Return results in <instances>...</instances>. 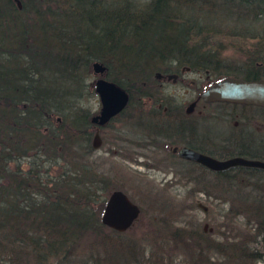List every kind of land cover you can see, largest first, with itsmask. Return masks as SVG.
I'll return each mask as SVG.
<instances>
[{"label": "trees", "instance_id": "1", "mask_svg": "<svg viewBox=\"0 0 264 264\" xmlns=\"http://www.w3.org/2000/svg\"><path fill=\"white\" fill-rule=\"evenodd\" d=\"M21 1L22 6L18 8L15 0H0V264H212V258L204 251V247L209 248L204 232L195 234L175 230L167 235L157 232L154 236L160 239L156 242L155 252L151 251V254H146L144 247L142 251L141 245L133 237L135 230L117 232L109 228L114 236L103 234L104 225L99 215L105 198L95 200L94 186L102 180L96 179L98 174L95 168L77 160L71 162L74 165L80 162V165L72 167L73 173L66 168L45 178L39 170L29 168L25 171L19 163H14L13 167L11 164L15 154L25 153L27 145L24 142L18 149L21 145L16 144L13 149L7 137L9 133L4 130V127L15 126L19 140L37 136L42 128L43 131L49 130L42 134L49 139L54 138L53 143L57 142V138L61 142H71L76 138L87 141L94 126L90 121L91 115L87 109L76 105L75 97L71 95L75 91V81L78 84L76 88L81 84L79 74L71 71L77 65L78 53L98 59L106 66L104 77L128 92L127 105L133 94L140 91L134 86L136 80L140 86H156L158 81L153 71H167L172 68V63L174 68L197 63L202 65L197 69L205 71L208 68L205 64L209 61L203 57L209 54L201 48L206 43L196 41L190 32L191 26L198 23L176 15L179 6H191V2L146 0L142 7H138L140 0H118L117 7L108 11L95 7L97 0ZM245 1L239 2V5L252 11L258 8L259 12L264 13V0H252V5L263 6L257 8ZM77 9L85 13V19L98 29V34L93 39L89 38L87 42H91L87 44L71 47L77 43L76 40L89 35L88 30H92L88 22L87 25L80 24L81 17L75 14ZM10 24L21 29L20 33L25 36L18 39L20 49L29 56L30 63L25 66L16 64L8 55L1 53L2 46L9 44V37L13 45L16 42V38L7 31ZM29 30L31 33L35 31L41 41H46V45L55 43L57 48L62 47L61 52L59 48L55 52H39L36 48L37 36H34L35 41L29 40L32 39ZM48 31L53 32L59 40L55 36L56 41L53 40L52 33ZM35 57L42 59L39 66ZM211 60L212 68H221L219 60ZM111 64L132 79L129 78L127 83L125 78L111 75ZM159 64L167 65L162 68ZM145 66L150 69L146 75L141 72ZM49 69L56 75L46 76L44 85L43 76L39 81L35 75L48 73L46 71ZM224 71L226 69L210 72L216 78ZM67 105L74 106L77 113L71 119L62 116V111L69 108ZM55 114L61 115L60 121L55 123L56 129H52L56 131V136L48 128ZM49 139L46 140L50 142ZM231 171L245 175L246 180H253L250 183L253 185L258 183L257 177L264 176V173L253 168L239 166L223 172H209V184H229L233 180L228 178ZM253 188L238 196L243 203L231 201L230 204L245 209L246 216L255 219L252 228L254 235L242 237L252 242L254 249L245 253L240 251L242 256H230L239 264L262 260L258 249H264V190ZM91 236L99 238L90 242V247L83 245V240ZM136 236L140 237L138 234ZM251 236H254L253 239ZM80 244L79 248L87 249V259L73 258V249ZM246 244H240V248L244 250ZM95 245L102 249L94 248ZM105 245L108 249L104 250ZM177 246L186 251L189 260H176ZM193 251L195 256L191 257Z\"/></svg>", "mask_w": 264, "mask_h": 264}, {"label": "rangeland", "instance_id": "2", "mask_svg": "<svg viewBox=\"0 0 264 264\" xmlns=\"http://www.w3.org/2000/svg\"><path fill=\"white\" fill-rule=\"evenodd\" d=\"M145 1L140 0L138 7H142V3ZM186 1L191 2L192 5L179 6L178 12L175 14L198 23L191 26V35L194 34L196 41L206 43V46L201 48V50L209 54L207 57H203L209 61V63L205 64L208 70H198L197 67H202V65L192 63L189 66L191 70L182 73L186 81L196 79L199 82L200 88L209 83L208 80L214 81L218 76L214 78V75L210 71L218 72L220 67L212 68L213 61L211 59H217L219 60L218 63L223 65L225 63L242 61L246 55L254 54L256 58L262 60L261 55L264 54V41L258 43V40L264 39V13L259 12L257 8L263 7L261 4L256 5L254 3V6L252 5L253 1L248 0L249 5H252L251 7L257 8V10L253 9L252 11L248 7L239 5V2L246 3L245 0ZM21 2L19 0V3H17L15 0L18 8H21L18 6V4L22 6ZM117 2L118 0H97L95 7L110 11L113 7H117ZM75 14H79L81 17L80 24L87 25L88 22L92 30H88L89 35L84 36L83 39L80 38L79 41L76 40L77 43H73L71 47H77V45L79 46L84 43L87 44L91 42H87L89 38L93 39L98 34V29L89 20L85 19L87 17L81 9H77ZM9 28L7 31L11 37L16 38V42L13 45L9 37V44L5 43V47L7 48L4 45L2 46L1 53H4L5 56L8 55L16 64L19 65L21 63L20 65L25 66L30 63L29 56L18 45L19 36H25L20 33L21 29L12 24L9 25ZM29 33L32 38L29 40H34V36H37L35 31L31 33L29 30ZM49 33H52L51 38L53 40H59V37L53 32ZM51 38H49L50 41L52 40ZM35 40L38 41L36 48H38L39 52H55L58 48L59 52H61L62 47L59 46L57 48L55 43H48L46 45V41H41L38 36ZM8 48H11L9 49L10 51L6 50ZM76 57L77 65L71 71L76 73V75L79 74L81 84L76 88L78 84L74 79L75 91L71 95L75 97L76 105L87 109L90 115H92L98 112L100 100L94 90V81L98 76L93 73L91 64L93 61L99 60L86 56L85 53H78ZM34 60L37 61V66L42 62L40 57H35ZM32 65H34L33 61ZM164 65L167 64H159V67L165 68ZM171 65L173 66L169 70L170 73L180 68L179 66L174 68L175 65L173 63ZM146 67L141 70L145 75L150 70ZM51 69L53 70V68ZM109 70L111 75L125 78V82L127 81V83L128 79L131 78L127 74L120 73L119 68L113 64L110 65ZM235 70L238 71L237 69ZM157 71L161 72V70L153 71V76ZM46 72L49 74L44 72L42 75H35V78H38L39 81L43 80L42 84L44 85H46V76L49 77L50 74L56 75V72L51 73L50 69ZM41 76H43L42 80H40ZM138 83V80H136L134 86L140 89V91L133 94L129 105L104 125L93 126L87 141L82 138H76V140L71 142H61L57 138V142L53 143L54 138L49 139L42 134L47 133L49 130L43 131L42 128V131H38L37 136L19 140V133L15 126L6 124L10 127H3L9 133L7 137L11 142V147L14 149V145L18 144L21 145L18 147L20 149L24 145V142L27 145L25 153L15 154L16 157L13 158L14 161L11 166L14 167V163H19L24 167L25 171L30 170L29 168L33 169L32 171L39 170L41 175L49 178L51 175L58 174L66 168L70 169V172L73 173L74 169L72 167L80 165V162H77L75 165L72 164L71 162L73 161L80 160L86 162L93 169L95 168L94 170L98 174L96 175V179L99 181L102 178L101 182H98L94 186L96 201L103 198L106 199L107 195L114 189H122L132 201L139 205L141 212L127 230L136 231L133 237L141 245L142 251L144 250L143 247L146 249V254L148 252L151 254V251L155 252L156 242L160 239L154 236L157 232L164 233V235L171 234L175 230L179 232H194L195 234L204 232V239L209 245V248L204 247V251L212 258V264H239L230 259V256L241 255L240 251L244 252L254 249L253 243L247 242L248 240L242 237L246 234L254 235L252 228L255 224V219L253 216H246L244 213L245 209L232 207L230 204L231 201L243 203L238 196H242L244 191L251 190V187L263 191L264 176L257 177L258 183L253 185L250 184L253 180H246L247 177L245 175L241 176L235 171H231L232 173L229 174L228 178H233V180L229 184L212 186L209 184L208 173H203L197 168L187 169L184 166L182 168L180 162L173 159H162L152 154L148 155L147 153L145 155V151L141 147V135H144V133H155L156 130L154 129L156 128H151L155 127L153 124L157 119L161 118L159 116L161 109L158 111L157 103L162 101L161 103L170 107L178 103L187 105L190 99L197 94V90L188 87L187 84L180 81L172 82V80L162 82L161 84L157 82L156 86H140ZM74 108L73 106L63 110L62 116L66 115L67 119H71L77 114ZM60 117V114L54 115L51 124L48 125L51 131H53L52 129H56L55 123L60 121ZM207 120L208 122L204 128H210L212 125L218 128V124L222 123V118L219 116ZM95 131L98 132L100 141L96 148L92 146ZM53 132L56 136V131ZM46 139H49L50 142ZM68 161L69 164H67ZM159 162L169 163L170 166L161 165L158 167L157 164ZM198 203L206 206L207 210L204 212ZM99 216H101V213ZM205 223L207 224L206 230H204ZM102 233L107 236H114L105 225L103 226ZM137 234L140 237L136 236ZM253 237L251 236V239ZM98 238L99 236L95 238L91 236L84 239L82 243L90 247V242H94L93 240H97ZM244 243L247 244L244 250H242L240 244ZM80 246L81 244L74 247L73 258H79L80 260L83 258L87 259V249L79 248ZM93 247L102 249V247L100 248L96 245ZM177 247L179 250H176V253H178L176 260L177 258H180L181 262L189 260L190 256L186 254V251L179 246ZM105 249H108L107 245H105ZM258 254L262 257V260L256 263L249 261L250 264H264V249H258ZM194 256L195 252L193 251L191 257Z\"/></svg>", "mask_w": 264, "mask_h": 264}, {"label": "flooded vegetation", "instance_id": "3", "mask_svg": "<svg viewBox=\"0 0 264 264\" xmlns=\"http://www.w3.org/2000/svg\"><path fill=\"white\" fill-rule=\"evenodd\" d=\"M264 39L258 40V43ZM261 59L254 54H249L242 61L236 63L221 64L220 69H226L215 79L236 77L243 80L264 81V54ZM179 70H174L177 77L169 78L167 71H161L156 80L161 84L172 80L187 84L188 87L197 90L187 105L175 104L174 106L157 103L160 119L153 124L151 129L155 133L141 135V147L148 155L152 154L162 159H170L180 162L187 169L197 168L203 173L223 172L234 167H250L253 170L264 173V168L243 165H234L221 170H212L204 164L184 158L179 155L182 148H189L209 155L216 159H227L240 156L249 159L264 161V106L253 103H240L229 101H203L197 98L199 93L215 81L208 80L204 87L199 86L196 79L186 81L182 73L191 70L189 66L181 65ZM237 69L238 71H236ZM162 81V82H161ZM219 116L222 123L218 128L213 125L204 128L207 119ZM217 126V125H216ZM203 127V128H202ZM97 132V131H95ZM161 162V161H160ZM157 164L170 166L169 163Z\"/></svg>", "mask_w": 264, "mask_h": 264}, {"label": "water", "instance_id": "4", "mask_svg": "<svg viewBox=\"0 0 264 264\" xmlns=\"http://www.w3.org/2000/svg\"><path fill=\"white\" fill-rule=\"evenodd\" d=\"M16 1L19 3V0ZM18 6L21 7L20 4ZM91 65L93 73L98 76L94 81V90L99 97L100 108L97 113L91 115L90 121L96 125H104L125 108L129 95L124 88L103 76L106 66L102 62L93 61ZM160 75H162L160 72H156L157 77ZM168 77L176 78L177 74L170 73ZM197 98H201L206 102L222 100L264 106V81H248L236 77H225L207 86L199 93ZM99 142L98 132H95L92 146L94 148L98 147ZM179 155L200 162L214 170L234 165L264 168V161L258 159L235 156L220 160L189 148H182ZM198 205L202 207L204 212L207 210L206 206L201 203H198ZM139 214V205L132 201L122 189H114L105 199L100 221L103 225L122 232L134 223ZM206 225L205 223L204 230H206Z\"/></svg>", "mask_w": 264, "mask_h": 264}, {"label": "bare ground", "instance_id": "5", "mask_svg": "<svg viewBox=\"0 0 264 264\" xmlns=\"http://www.w3.org/2000/svg\"><path fill=\"white\" fill-rule=\"evenodd\" d=\"M243 7V6H242ZM249 9V8H248ZM125 192V191H124ZM126 193V192H125ZM127 194V193H126ZM128 195V194H127ZM129 197V196H128ZM130 198V197H129ZM131 199V198H130Z\"/></svg>", "mask_w": 264, "mask_h": 264}]
</instances>
